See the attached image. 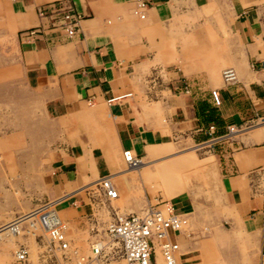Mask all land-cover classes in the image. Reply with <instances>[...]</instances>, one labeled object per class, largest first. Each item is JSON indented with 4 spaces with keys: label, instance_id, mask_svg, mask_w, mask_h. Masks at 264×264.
Segmentation results:
<instances>
[{
    "label": "crops",
    "instance_id": "crops-1",
    "mask_svg": "<svg viewBox=\"0 0 264 264\" xmlns=\"http://www.w3.org/2000/svg\"><path fill=\"white\" fill-rule=\"evenodd\" d=\"M8 1L12 26L17 27L14 32L17 55L8 63L2 60L0 65L5 67L1 73L8 69L18 74L11 82L20 83L29 92L27 100H39L44 115L52 120L73 111H77L76 119L87 123L106 118L115 150L121 154L130 151L133 156L140 157L137 162H143L146 156H156L161 143L175 138L206 146L218 163L222 184L219 189L225 202L233 206L230 213L234 218L230 213L228 217L239 221L238 225L248 233L249 250L257 253L256 264H264V198L250 188L251 182L258 178L256 171L264 165V144L247 143V133L242 131L249 123L264 120V66L259 67L264 63V21L261 20L264 11L259 10L260 0H229L237 37L245 45L239 58L230 61L238 67L239 79L225 84L220 75V79L203 73L185 77L190 75L189 70L182 69L178 73V67H165V86L155 84L156 81L150 87L155 94L165 90L168 93L153 101L154 108L150 106L149 113L139 115L133 109L135 98L131 90L138 86L139 75L150 65L144 64L147 53L137 51L131 58L128 56L130 48L119 44L118 38L124 33L127 22L142 26L166 23L175 14L196 12L202 6H210L213 0H141L146 5L143 18L132 12L135 0ZM58 1H66L70 11L79 16L71 36L59 26V14L50 15L48 10L42 16L37 14L38 8ZM242 60L246 61L245 65ZM212 90L217 92L218 105L211 99ZM84 104L87 108L83 110ZM256 136V141L261 140L258 134ZM82 144L87 143L65 145L53 151L50 157L51 193L61 195L57 211L68 221L85 217L87 207L81 191L95 179L93 171L98 179L110 173L101 149L93 147L85 151ZM205 165L210 170L214 163L209 160ZM196 166L195 162V170ZM154 169L156 167L150 171ZM116 173L119 172L107 176L108 179L113 181ZM121 176L129 186L125 174ZM174 186L177 191L171 194L173 197L167 204L176 213L193 214L195 202L184 193L194 188L191 180ZM114 188L118 193L115 185ZM153 189L156 191L160 187ZM27 213L20 219L27 217ZM13 219L10 215L0 217V233ZM170 237L181 248L176 254V264L177 261L196 264L191 258L199 253L191 248L196 240L190 232L170 233ZM12 241L0 247V260L8 255L7 244ZM31 262L34 264L35 259ZM152 264L163 263L157 255Z\"/></svg>",
    "mask_w": 264,
    "mask_h": 264
},
{
    "label": "rangeland",
    "instance_id": "rangeland-1",
    "mask_svg": "<svg viewBox=\"0 0 264 264\" xmlns=\"http://www.w3.org/2000/svg\"><path fill=\"white\" fill-rule=\"evenodd\" d=\"M8 4V0H0V64L2 60L8 63L17 55L14 40L17 27L12 26L13 19ZM258 6L260 11H264V0H260ZM231 11L229 0H213L210 6H202L196 12L175 14L176 17L173 16L166 23L142 26L127 22L124 33L118 38L119 44L130 48L128 56L131 58L137 51L147 53L144 64L150 65V69L139 75V87L131 90L135 98L133 109L137 115L142 112L149 113V107L154 108L153 101L168 93L165 90L155 94L153 87H150L156 81L155 84L165 86V67L166 69L178 67L181 69L176 71L178 73H181L182 69L184 72L189 70L190 75L185 77L203 73L219 79L221 69L233 67L239 79L240 71L230 61L234 57L239 58L238 54L244 52L245 45L241 44L237 37ZM262 18L264 21V15ZM262 37L264 40V35ZM260 42L262 43L261 39ZM241 59L245 60L244 56L241 55ZM244 60L242 64L245 65ZM255 65L253 63L254 68H257ZM262 66L264 63L261 62L259 67ZM2 67L0 65V217L21 216L45 200H54V207L58 209L61 195L51 193L49 178L51 154L65 145L86 142L87 144H82L85 151L93 147L101 149L110 170L109 175L119 172L112 175L116 178L111 181L118 189L116 197L118 201L115 202L113 200L116 199H113L108 202L101 198L97 190L98 181L95 180L98 178L93 171L95 179L84 185L81 191L87 207L85 217L73 221L65 219L71 229L77 227L101 232L113 208L123 213L138 212L145 205H152L155 201L167 202L173 197L171 194L177 191L174 184H187L191 180L194 188L191 187V191L184 193L189 194L195 202L194 213L186 216L189 220L185 229L196 240L193 241L194 245L191 248H196L194 253H199L191 258L192 262L257 263V253L249 250L248 233L238 225L239 221H232L228 217L233 206L225 202L224 194L219 189L222 184L218 163L206 146L194 145L185 139L175 138L170 142L161 143V150L156 156L142 158L146 166L143 162L134 163L142 164L141 167L144 169L140 167V172L131 171L120 151L117 152L111 142L108 131L110 125L106 118L87 123L76 119L77 111H73L56 120L49 119L44 115L39 100L35 98L27 100L29 92L20 83L16 85L11 82V78H18V74H12L8 69L1 73ZM84 108H87L86 104L81 109ZM160 117L162 116L159 115ZM102 126L105 129H102ZM101 130L103 131L100 132ZM242 131L247 133L245 138L247 143L264 144V120L249 123ZM257 134L261 137L259 141L255 140ZM209 160L214 163L210 170L205 165ZM90 165L92 166L91 162ZM153 167L156 169L150 171ZM256 172H259L258 178L251 182L250 188L264 198V165ZM123 174L129 186L121 176ZM157 186L160 189L155 191L153 188ZM230 215L234 218V214ZM36 235L38 236L35 240L29 237L26 240L24 239L26 236L21 232L10 235L3 229L0 233V247L7 241H14L7 244L8 255L1 257L0 264H13L12 253L19 245L27 248L30 262L34 258V264H55L50 263L48 258L39 256L44 239L40 231H37ZM22 236L24 238L20 239ZM178 252H181V248H178Z\"/></svg>",
    "mask_w": 264,
    "mask_h": 264
},
{
    "label": "built area",
    "instance_id": "built-area-1",
    "mask_svg": "<svg viewBox=\"0 0 264 264\" xmlns=\"http://www.w3.org/2000/svg\"><path fill=\"white\" fill-rule=\"evenodd\" d=\"M146 5L141 0H135L133 14L143 18ZM45 10L50 15L59 14V26L71 36L79 16L70 11L66 1L49 3L46 7L38 8L37 14L42 16ZM29 34L32 31L28 32ZM223 83L230 84L237 80L235 71L225 68L220 73ZM184 92H187L185 89ZM215 105L219 104L217 92L210 91ZM123 151L122 155L127 164H134L137 157ZM106 176L98 179V193L105 201L116 198L117 192L113 183ZM54 200H45L32 207L28 216L20 219L16 215L7 223L8 231L17 235L36 239L32 225L41 229L44 245L39 250L41 258H48L55 264H152L158 255L163 264H175L178 244L171 239L170 233L185 231L188 219L185 215L173 211L167 202H154L145 205L138 212H117L112 209L109 219L101 232L91 229L73 230L67 220L63 219L55 206ZM36 228V227H35ZM43 230V231H42ZM30 233V234H29ZM83 236L84 239L81 237ZM37 256V257H39ZM13 264H30L29 252L24 245L17 246L12 253Z\"/></svg>",
    "mask_w": 264,
    "mask_h": 264
},
{
    "label": "bare ground",
    "instance_id": "bare-ground-1",
    "mask_svg": "<svg viewBox=\"0 0 264 264\" xmlns=\"http://www.w3.org/2000/svg\"><path fill=\"white\" fill-rule=\"evenodd\" d=\"M235 74H236V73H235ZM129 153L131 154V152H129ZM125 163L127 164L126 161H125ZM143 164H144V163H143ZM127 165H128V167H130L129 170H131V171H132V170L137 171V170H139V168L141 167L142 164H141V165H137V164H136V165H135V164H133V165H132V164H127ZM130 165H131V166H130ZM144 167H145V166H144ZM141 168H143V167H141ZM109 180H110V179H109ZM97 181H98V180H97ZM110 181H111V180H110ZM93 185H95V183H94ZM88 187H89V186H88ZM90 187H91V185H90ZM113 187H114V185H113ZM114 189H115V188H114ZM93 190H94V189H93ZM115 191H116V190H115ZM94 192H95V191H94ZM116 192H117V191H116ZM116 195H117V194H116ZM116 197H117V196H116ZM114 199H116V198H114ZM111 200H113V199H110V201H111ZM6 226H7V224H6ZM6 226L4 227L5 231H7V233H10V232L8 231V227L6 228ZM35 227H36V228H35ZM37 228H38V229H41V228H40L39 226H37V225H34V226L32 225V230L38 231ZM42 231H43V230H42ZM4 233H5V232H4ZM10 235H13V234L10 233ZM26 237H28V236H26ZM29 238H30V237H29ZM0 239H1V237H0ZM30 239H31V238H30ZM30 264H31V263H30Z\"/></svg>",
    "mask_w": 264,
    "mask_h": 264
}]
</instances>
